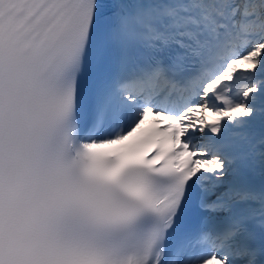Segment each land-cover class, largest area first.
Here are the masks:
<instances>
[{
	"label": "snow or ice",
	"instance_id": "1",
	"mask_svg": "<svg viewBox=\"0 0 264 264\" xmlns=\"http://www.w3.org/2000/svg\"><path fill=\"white\" fill-rule=\"evenodd\" d=\"M0 264H264V0H0Z\"/></svg>",
	"mask_w": 264,
	"mask_h": 264
},
{
	"label": "bare ground",
	"instance_id": "2",
	"mask_svg": "<svg viewBox=\"0 0 264 264\" xmlns=\"http://www.w3.org/2000/svg\"><path fill=\"white\" fill-rule=\"evenodd\" d=\"M149 116H151V115H149Z\"/></svg>",
	"mask_w": 264,
	"mask_h": 264
}]
</instances>
